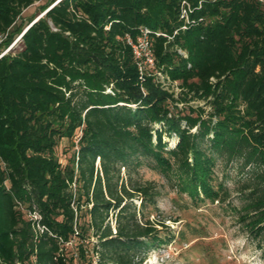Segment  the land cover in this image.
<instances>
[{
  "label": "trees",
  "instance_id": "16d2710c",
  "mask_svg": "<svg viewBox=\"0 0 264 264\" xmlns=\"http://www.w3.org/2000/svg\"><path fill=\"white\" fill-rule=\"evenodd\" d=\"M39 1L0 0V53L19 37L0 56V264H142L175 235L143 167L264 252V0H50L22 22Z\"/></svg>",
  "mask_w": 264,
  "mask_h": 264
},
{
  "label": "rangeland",
  "instance_id": "374dc122",
  "mask_svg": "<svg viewBox=\"0 0 264 264\" xmlns=\"http://www.w3.org/2000/svg\"><path fill=\"white\" fill-rule=\"evenodd\" d=\"M48 1L42 0L30 6L22 22L37 14L40 6ZM18 39L17 36L9 47L1 51L0 56L8 52ZM143 65L145 69L149 63L144 62ZM165 140L170 147H174L177 136L166 134ZM62 146H67L70 154L74 150L67 139ZM139 175L144 181H154L162 192L158 201L159 211L154 212L151 219L165 218L169 228L165 231L175 234L168 243L151 246L142 264H264V252L257 246L256 240L248 238L231 208L226 209L218 201L210 199L193 200L188 191L182 190L175 179L168 178L163 172L143 167ZM219 176L233 188L230 178L224 177L220 171ZM235 196L236 193H233L232 197ZM111 221L115 223L113 216ZM77 244L76 240L69 250H74Z\"/></svg>",
  "mask_w": 264,
  "mask_h": 264
},
{
  "label": "built area",
  "instance_id": "2783aa9c",
  "mask_svg": "<svg viewBox=\"0 0 264 264\" xmlns=\"http://www.w3.org/2000/svg\"><path fill=\"white\" fill-rule=\"evenodd\" d=\"M183 6V10H182V15L183 16H188V11L190 9V6L188 3L185 2ZM130 43H133V47L135 50L136 55L138 56V58H141L143 61L140 62V70H144V62H148L149 65H153L154 64V58H153V54H152V49H151V43L150 40L148 38V29L144 28L143 29V35L138 37L137 42H132V40H130ZM33 217L37 218L38 215L37 214H33ZM39 228L41 230H43L42 226H39Z\"/></svg>",
  "mask_w": 264,
  "mask_h": 264
},
{
  "label": "water",
  "instance_id": "95a60500",
  "mask_svg": "<svg viewBox=\"0 0 264 264\" xmlns=\"http://www.w3.org/2000/svg\"><path fill=\"white\" fill-rule=\"evenodd\" d=\"M45 12L46 11H44L41 15H39L37 18H35L34 20H33V22H31V24H29L26 28H25V30H24V32L32 25V23H34L37 19H39L40 17H42L44 14H45Z\"/></svg>",
  "mask_w": 264,
  "mask_h": 264
}]
</instances>
